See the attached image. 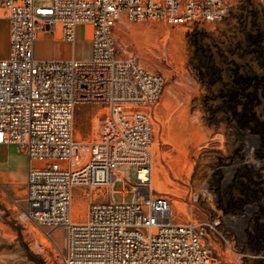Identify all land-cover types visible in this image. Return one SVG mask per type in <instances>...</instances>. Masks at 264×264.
I'll return each mask as SVG.
<instances>
[{
  "label": "built area",
  "instance_id": "1",
  "mask_svg": "<svg viewBox=\"0 0 264 264\" xmlns=\"http://www.w3.org/2000/svg\"><path fill=\"white\" fill-rule=\"evenodd\" d=\"M37 1L0 0L9 20V53L0 59V144L27 155L25 217L50 243L58 231L60 264H220L203 242L206 227L175 220L171 200L154 190L150 117L164 79L133 58H118L112 29L120 16L213 22L235 0ZM80 24L92 26L88 59L34 60L40 34L58 28L74 42ZM87 105H95L93 133L78 140L75 110ZM247 156L255 177L239 216L250 221L264 214V149L252 146ZM124 164L135 170L119 195L133 198L114 203L112 183ZM80 200L85 212L72 215Z\"/></svg>",
  "mask_w": 264,
  "mask_h": 264
},
{
  "label": "rangeland",
  "instance_id": "2",
  "mask_svg": "<svg viewBox=\"0 0 264 264\" xmlns=\"http://www.w3.org/2000/svg\"><path fill=\"white\" fill-rule=\"evenodd\" d=\"M112 35L118 58H133L164 79L150 117L153 172L157 162L163 176L162 187L154 190L171 200L175 220L206 227L203 242L220 264H264V214L250 221L239 216L255 177L247 153L252 146L264 149V4L235 0L221 19L193 24L120 16ZM50 36L36 38L34 60H55L59 53L62 60L90 57L91 25L76 27L73 46ZM7 50L6 22L0 19V58ZM94 108H76V139L93 133ZM15 158L21 180L28 164ZM134 170L118 168L122 178L112 183L114 203L132 201V194L122 197L119 189L123 180L133 182ZM24 195L25 184L0 188V264H60L58 231L56 244L42 237L24 217ZM86 205L80 200L73 207L83 214Z\"/></svg>",
  "mask_w": 264,
  "mask_h": 264
},
{
  "label": "crops",
  "instance_id": "3",
  "mask_svg": "<svg viewBox=\"0 0 264 264\" xmlns=\"http://www.w3.org/2000/svg\"><path fill=\"white\" fill-rule=\"evenodd\" d=\"M37 3L43 4L45 2L39 0L37 1ZM1 14H2V10L0 9V19L6 22V28H7V39H8V50L6 54L7 57L9 53V20ZM45 36H50L51 37L50 39L54 43L61 44L64 46L67 45L73 46L74 44V42L64 40L60 36V30L58 28L55 29L53 32H45L39 35V37H45ZM61 56H62L61 53H59L58 58L56 59H62ZM90 56H91V50H90ZM0 59H4V58H0ZM15 155L21 156L24 159V162H27V164L29 165L27 155L22 150H20L16 145L0 144V188L1 187L8 188L9 191H12L13 188H15L16 186H19L21 184H26V179H27L28 165L26 172L24 174L25 176L23 175L24 178H21V180L18 179V177L19 176L21 177V175L19 174V171L15 169V165L17 163V158H15Z\"/></svg>",
  "mask_w": 264,
  "mask_h": 264
},
{
  "label": "bare ground",
  "instance_id": "4",
  "mask_svg": "<svg viewBox=\"0 0 264 264\" xmlns=\"http://www.w3.org/2000/svg\"><path fill=\"white\" fill-rule=\"evenodd\" d=\"M162 170L159 163H154V172H153V185L157 187H162ZM177 203V202H176ZM181 206L177 204V208H180ZM74 212V207H72V215ZM25 217V215H24Z\"/></svg>",
  "mask_w": 264,
  "mask_h": 264
}]
</instances>
